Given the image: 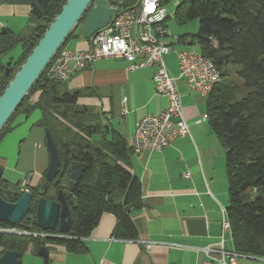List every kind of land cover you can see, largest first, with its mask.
Here are the masks:
<instances>
[{"label":"trees","instance_id":"1","mask_svg":"<svg viewBox=\"0 0 264 264\" xmlns=\"http://www.w3.org/2000/svg\"><path fill=\"white\" fill-rule=\"evenodd\" d=\"M10 4L30 6L31 0H2ZM68 0H49L41 10L40 19L32 15V26L23 35L0 34V95L13 75L24 63ZM92 3L68 34L56 54L72 39L81 37L83 20ZM117 3L109 6L116 7ZM117 8L129 6L121 1ZM174 22L185 26L197 21V34L189 38L198 52L209 57L220 74V83L206 98V122L217 142L225 150L227 179V222L232 250L245 257L264 259V0H183L173 12ZM21 53L14 61L6 57L15 47ZM10 61L8 77L3 76ZM48 65L30 87L21 103L0 130V142L16 126L19 117L27 118L38 110V127L47 130L65 171L69 157L86 166L73 193L64 192L71 221L64 238L32 236H0V256L3 251L23 255L29 247L37 252L41 245L60 244L68 252H79L83 238L97 225L102 213L116 219L115 239L134 240L137 231L130 218L131 211L142 207L139 180L130 174L127 157L131 148L118 134L97 123L95 115L77 105L83 92L60 91L58 82L45 77ZM34 97H36L35 100ZM65 167V168H64ZM62 175L56 180L60 181ZM46 183L42 178L32 194L30 209L16 228L31 233L42 232L35 222L39 190ZM44 198L55 200L56 187L48 184ZM21 192L0 189L1 198L17 201ZM0 226L11 225L0 223ZM47 248V247H46ZM22 257V256H21Z\"/></svg>","mask_w":264,"mask_h":264},{"label":"crops","instance_id":"2","mask_svg":"<svg viewBox=\"0 0 264 264\" xmlns=\"http://www.w3.org/2000/svg\"><path fill=\"white\" fill-rule=\"evenodd\" d=\"M171 2L175 8L181 3ZM31 22L30 6L0 0V34L7 31L23 35ZM182 36L187 35L163 40L172 49L163 59L170 76H177L178 72L175 52L195 45L189 43V38L179 42ZM86 46L88 41L79 38L68 41L64 48L83 51ZM128 66L123 59L97 60L76 72L65 81L67 87L59 90L83 92L77 105L91 111L98 124L122 136L131 148L126 161L130 174L140 182L142 200L140 210L129 212L137 237L115 239L116 219L102 213L87 238L80 240L79 252L74 254L63 245L48 243V264H201L205 260L203 249L220 240V221L228 207L225 150L218 145L207 122H199L206 113V99L190 91L185 82L177 81L189 135L175 139L160 153L136 154L130 141L135 125L144 117L163 111L167 100L154 92V67L131 72L127 71ZM124 99L127 112L123 114L120 109ZM40 118V112L31 123L29 117H19L15 128L0 142L3 172L9 170L10 156L17 153L16 164L12 165L14 174L24 176L16 185L20 191L15 192L36 187L47 170L45 133L36 126ZM25 181L29 187L23 186ZM227 236L231 243L226 234L225 245ZM36 254L29 247L21 255V264H43Z\"/></svg>","mask_w":264,"mask_h":264},{"label":"built area","instance_id":"3","mask_svg":"<svg viewBox=\"0 0 264 264\" xmlns=\"http://www.w3.org/2000/svg\"><path fill=\"white\" fill-rule=\"evenodd\" d=\"M124 1V0H120ZM129 6L116 8L110 22L88 40L83 51L62 48L48 63L45 77L56 82L68 81L76 72L90 67L101 59H123L129 63L127 71L154 67L152 78L154 92L167 100L165 109L155 115L144 117L135 125L130 136L134 153L162 152L175 139L189 135V129L182 115L181 98L177 81H183L190 91L206 99L221 77L209 57L195 50L176 51L177 76H170L164 65V56L172 49L163 40L169 36L166 22L169 14L166 4L171 0H131ZM127 101L121 103L122 113L127 112ZM206 115L199 122L206 121ZM187 177V175H185ZM23 182V186H28ZM220 240L214 246L203 249L205 260L201 264H240L241 255L224 247L230 227L227 215L222 213ZM0 236H32L45 238L54 236L33 234L15 226H0Z\"/></svg>","mask_w":264,"mask_h":264},{"label":"water","instance_id":"4","mask_svg":"<svg viewBox=\"0 0 264 264\" xmlns=\"http://www.w3.org/2000/svg\"><path fill=\"white\" fill-rule=\"evenodd\" d=\"M93 0H68L60 13L51 22L42 38L24 63L17 70L16 74L4 88L0 95V130L5 126L11 115L24 99L30 87L35 83L46 68L52 57L61 47L64 40L84 15L88 6ZM120 1V0H118ZM118 1L112 0V3ZM49 0H31L30 11L36 19H40L41 10L47 7ZM41 8V10H40ZM116 8L109 6L107 0H96L93 6L86 13L81 29L82 39L88 41L94 33L105 27L110 19L115 15ZM1 34H4L2 32ZM10 61L6 62L4 71L5 77L9 75ZM45 148L48 153V167L43 178L46 183L39 190V199L36 203L35 222L37 229L42 232H55L56 236L46 238H64L68 233L71 215L66 203L64 192L73 193L74 188L81 179V175L86 170V166L72 161L71 156L65 171L60 170L61 162L57 154L56 147L51 139L50 133L44 130ZM58 175H62L61 180L54 181ZM3 169L0 167V180H3ZM56 187L55 200H46L44 195L50 188ZM8 186L3 182V189ZM32 194L24 190L14 203L4 201L0 196V223L17 226L21 223L30 209ZM48 250L41 245L37 251L38 257L43 260V264H48ZM0 264H21V256L16 252L3 251L0 256Z\"/></svg>","mask_w":264,"mask_h":264},{"label":"rangeland","instance_id":"5","mask_svg":"<svg viewBox=\"0 0 264 264\" xmlns=\"http://www.w3.org/2000/svg\"><path fill=\"white\" fill-rule=\"evenodd\" d=\"M174 2H176V1H174ZM174 2L170 1V3L166 4V11H167V14H169L168 20L166 22L167 28H168L167 31L169 32V38L168 39L173 41V39L176 38L177 36H181V35L194 36V35H196L197 31H198L197 30V28H198V22L197 21L190 22L185 26H178L175 24L174 18H173L174 17L173 12L175 11V5H174L175 3ZM177 2H182V0H177ZM120 4H122L121 1L119 2L118 5H116V7L120 6ZM20 49L21 48L18 46L15 47V49H12L11 53L6 57V60L12 59L15 61L21 53ZM187 49L196 51L197 47H196V45H194V46L188 47ZM57 87L60 89H63L64 87H67V82H58ZM38 115H39V112L37 110L34 112H31L30 116H29L28 123L29 122L31 123V121H34ZM16 156H17V153L14 156H12V155L10 156L9 159L11 161H9V163H8L9 165H7L9 170L5 171V169H4V172H3V179H5L7 181L9 189H11V190H12V188H14L17 185V183L19 181L22 182V180L24 179L23 178L24 176L19 177V175L14 174V169H13L12 165L16 164L15 163L16 162ZM228 239H229V237L227 236L226 237V245L224 247V248H226V250L231 249L230 248L231 243H229ZM238 260H239L240 264H264V259H255L252 257H250V258L241 257Z\"/></svg>","mask_w":264,"mask_h":264},{"label":"flooded vegetation","instance_id":"6","mask_svg":"<svg viewBox=\"0 0 264 264\" xmlns=\"http://www.w3.org/2000/svg\"><path fill=\"white\" fill-rule=\"evenodd\" d=\"M115 1H118V0H115ZM107 3H108V4L112 3V0H107ZM42 178H43V177H42ZM2 179H3V178H2ZM3 182H4V180H0V189H1V190H4V191L7 190V192L20 191V188H19L18 186H15L14 188H12V190L9 189V186H7L6 189H3ZM27 182H28V181H27ZM27 185H28V187H29V182H28ZM29 189H30V188H29ZM29 189H27V191H28ZM38 234H40V233H38Z\"/></svg>","mask_w":264,"mask_h":264}]
</instances>
